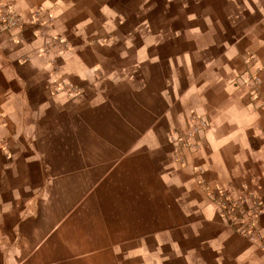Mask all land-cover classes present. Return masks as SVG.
Masks as SVG:
<instances>
[{"label": "crops", "instance_id": "0c3cea01", "mask_svg": "<svg viewBox=\"0 0 264 264\" xmlns=\"http://www.w3.org/2000/svg\"><path fill=\"white\" fill-rule=\"evenodd\" d=\"M0 1V264H264V0ZM217 185L262 204L263 248Z\"/></svg>", "mask_w": 264, "mask_h": 264}, {"label": "built area", "instance_id": "2783aa9c", "mask_svg": "<svg viewBox=\"0 0 264 264\" xmlns=\"http://www.w3.org/2000/svg\"><path fill=\"white\" fill-rule=\"evenodd\" d=\"M23 22V16L13 10L6 2L0 1V27H18ZM248 85L253 94L258 93L260 77L257 74L248 76ZM208 129V123L202 116L192 114L181 128L173 129L167 136L171 146L172 162L178 167L186 166V158L197 151ZM209 198L217 206L221 216L235 231L260 248L258 219L262 204L250 195H233L226 188L217 185L209 194Z\"/></svg>", "mask_w": 264, "mask_h": 264}]
</instances>
